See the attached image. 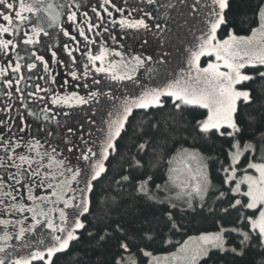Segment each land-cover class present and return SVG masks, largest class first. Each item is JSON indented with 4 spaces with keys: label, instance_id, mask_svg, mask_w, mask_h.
<instances>
[{
    "label": "snow or ice",
    "instance_id": "obj_1",
    "mask_svg": "<svg viewBox=\"0 0 264 264\" xmlns=\"http://www.w3.org/2000/svg\"><path fill=\"white\" fill-rule=\"evenodd\" d=\"M181 5H183L181 11L202 9L206 14L198 18L201 35L194 39V47L190 49L187 78L177 79L164 87H146L137 73L143 69L145 74L155 73L159 78L160 72L157 68L163 66L168 55L163 51V46L166 44L165 36L170 31L164 25L169 21L158 18L159 8L162 7L167 12ZM89 6L91 12L83 11L81 19L83 6L78 0H68L67 4L59 5L52 3L51 0L47 3L46 0H19L18 8L10 0H0V57L4 60L0 63V87L9 100L15 98L14 92L20 94V107L24 109V112L17 109L15 127L12 126V119L9 118L10 113L7 111L12 105H6L5 115L0 116V172L3 173L0 174V217L15 218L0 219V228L3 229V235H0V264H32L33 261L53 264L55 255L69 250L71 243L80 239L78 235L80 230L86 228L83 218L92 214L91 193L94 191V182L106 172L105 162L110 155L117 152L116 141L125 130L129 118L134 115V110H143L147 114L150 109L165 107L167 101H171L178 110L184 106L207 109V117L196 124L199 133L208 136L218 134L219 137L230 140L227 156L221 163L223 182L229 187L234 183L235 186L231 187L233 197L236 195L247 197V203H242V199H234V202L230 200L228 207L223 208L222 212L226 215L230 210L238 207L258 212V215L253 212L252 215L242 216L238 227L230 230L221 227L216 234L199 237L200 246L193 252L188 264H196L199 258L208 255L210 249H216L224 255L231 253L233 256L243 257L246 250L255 247L259 249L257 254L264 256V163L248 164L249 169H255L259 173L258 177L245 175L241 180L236 179L241 158L249 151L254 152L257 145L242 144L244 129L238 122L239 104L247 106L252 97L250 90H237L235 87L257 78L264 80V0H258L256 16L259 24L258 27L251 28V36H237L229 32L224 39H218L217 33L218 29L226 24L229 0H211V4L204 0L203 5L202 0H195L192 7H189L188 0H174V2L167 0L166 3H162V0H95L94 4L93 0H89ZM115 14H119V19ZM62 15H66L67 25L62 23ZM32 17L36 19L33 20ZM92 17L95 19L93 20ZM105 20L113 26H119L124 31V35L131 38V45L122 46L124 51L110 52L103 42L100 43L99 52L94 51L92 46L96 45L97 41L90 39L88 33L94 29L97 36L100 35V29L109 32ZM25 22L32 26L23 31L21 39V26ZM188 23L191 26L192 21ZM85 24L87 28L84 27ZM206 24L208 28L205 32ZM45 25L47 28L57 27L68 41H78V37L82 38L83 50L79 46L70 48L68 43L63 44L66 55L71 58L70 64L58 59L57 51L50 45L47 51L51 55V64L68 68L73 81L82 80L77 87L87 90L86 94L81 95L73 91L61 96L38 82L32 83L34 76L38 80H45L46 83H55V78L51 77L49 60L38 50L42 42L41 38L49 36ZM76 32L78 36L74 34ZM110 38L114 43L116 42V37L110 36ZM154 40L162 45L158 49L162 56L147 51ZM136 44H139V48L135 47ZM21 45L24 46L23 54L18 51ZM75 52H80V59L74 55ZM204 56H214L215 62H209L206 67L201 68L199 62ZM116 57L119 59H115ZM154 65L156 67H153ZM40 66L48 75H38ZM249 69L251 72L247 71ZM193 72L195 75L192 74ZM149 79L152 80V75H149ZM152 82L155 83V80ZM21 84L24 87H21ZM65 84H68V81H65ZM118 88L126 89L127 95L123 98V114L114 122L116 125L114 131L109 133L99 153L88 146L87 141H84V148L80 149L79 159L87 164L90 171L86 172L83 168H66V172L72 174V179L79 178L82 184L79 188V198L75 194L69 196L63 191H56V185L48 182L49 174L41 173L44 158L48 157L51 160V155L47 150L41 151L44 145L40 140L25 143L23 137L18 135L25 131L22 126L27 118L25 113L27 116L35 115L34 108L42 104L44 119L48 120L50 105L58 106L63 110L76 109L89 104L102 106L112 102L115 107V90ZM137 88L142 89L139 96L135 94ZM27 100H30V103H25ZM63 115L70 117L71 112L64 111ZM111 115L112 113L109 112V116ZM51 119L56 120V117L52 116ZM68 131L72 132V129L69 128ZM258 144L264 145V133L261 134ZM65 146L67 147V144ZM146 147V143H139L138 152L145 151ZM67 150L73 151L71 147ZM56 151V148H52L53 154ZM191 159L201 161L202 157L198 153H192ZM140 167H142L140 160L134 157L130 168ZM171 172L175 173L176 170L173 169ZM130 177L131 173L123 176L118 183L131 182ZM151 180V176L140 179L135 191L139 194L138 199L154 204L160 202L161 186L157 185V191L153 192L150 187ZM167 183L178 189L175 199L168 198L172 208L176 207V200L185 197L189 207L192 206L191 201L195 198H200L203 204V196L208 189V181L205 177H199L197 183L191 186V191H188V185L183 184L182 181L178 183L175 175H170ZM243 183L248 186L246 192L240 190ZM33 187H48L54 190L51 197L37 196L32 193ZM21 189L28 193L26 199H18L16 193ZM168 190L172 191V188ZM72 191L75 193L76 190ZM224 197L225 192L221 191L218 200ZM258 205L261 207L258 208ZM67 209H72L71 214L66 211ZM57 219L59 224L56 223ZM70 219L72 223L69 228L66 225ZM173 220L174 216L169 214L167 221L172 228H176L177 225L172 223ZM112 223H115L116 227L111 228L110 231L105 230L100 235V240H107L120 233V239L125 241L120 244V248L127 252L129 250L127 230L115 221H110V225ZM17 225H19L18 230L10 234L8 229L16 228ZM229 231L235 233L238 240V244L231 249L226 247L224 240L225 233ZM26 234H32L33 238L42 235L43 238L38 239L36 250L32 251L27 259H22L13 255L14 249L9 251L12 245L8 244V241L12 239L21 241ZM97 234L99 233L89 232L90 237ZM116 264H123L122 259ZM261 264H264V261H261Z\"/></svg>",
    "mask_w": 264,
    "mask_h": 264
},
{
    "label": "trees",
    "instance_id": "obj_2",
    "mask_svg": "<svg viewBox=\"0 0 264 264\" xmlns=\"http://www.w3.org/2000/svg\"><path fill=\"white\" fill-rule=\"evenodd\" d=\"M258 0H229L226 9V24L218 29L217 38L224 39L229 32L235 35L251 33L252 27L259 24L256 16ZM204 63V61H203ZM251 72V69L247 70ZM240 89L251 91V102L244 106L239 104L238 122L244 129L242 144H256L254 152L249 151L241 158L236 178L244 173H254L248 168L249 163L264 161V145L258 144L264 133V80L259 78L237 85ZM239 103V102H238ZM207 109L198 106H184L176 109L171 101H167L161 109H150L147 114L143 110H134L125 130L117 139V152L110 155L105 162L106 172L94 182L91 193V215H86V228L80 230V239L73 241L69 250L53 257V264H116L122 259L123 264H149L150 257L158 254L172 253L182 246L189 237L207 232H219L221 227L232 229L238 227L244 215H258L256 210L238 207L228 214L222 212L228 207L230 200L247 197H233L231 187L224 184L221 163L228 153V138L217 135L200 134L196 124L207 117ZM146 143V150L138 152V144ZM198 153L205 164L206 176L209 180L207 193L191 201L189 207L185 201L176 200L172 208L169 197V170L172 158L180 151ZM140 160L142 167L132 169L133 158ZM131 173V182L119 184L123 176ZM152 177L150 187L153 192L160 185L159 201L145 203L138 199L135 186L140 179ZM225 197L218 200L219 193ZM241 192H246L243 184ZM174 199V198H173ZM174 216L172 228L167 216ZM115 221L128 232L129 250L120 248L125 241L120 233L101 241L100 235L105 230L116 227ZM247 230V229H245ZM89 232L99 233L92 237ZM226 247L231 249L238 244L236 234L229 231L224 235ZM255 245V241H253ZM258 248H249L243 257L224 255L216 249H210L208 255L201 257L197 264H261L264 256L257 254ZM32 264H43L33 261Z\"/></svg>",
    "mask_w": 264,
    "mask_h": 264
},
{
    "label": "rangeland",
    "instance_id": "obj_3",
    "mask_svg": "<svg viewBox=\"0 0 264 264\" xmlns=\"http://www.w3.org/2000/svg\"><path fill=\"white\" fill-rule=\"evenodd\" d=\"M204 0H202V5ZM207 3L211 4V0H207ZM189 7L194 6L195 0H188ZM183 5L176 7L175 16H174V29L183 40L177 39V37L170 35L169 32L165 36L166 44L163 46V51L168 55L165 59V63L162 68V75L159 78H155V83L150 82L149 87H164L169 83H173L177 79L187 78L188 74V58L190 55V49L194 47V39L201 35L200 33V21L199 17L206 15L201 10L189 11L188 9H184ZM189 21H192L191 26L189 25ZM258 27V26H257ZM208 25H205V32L207 31ZM124 33V32H123ZM252 33L246 35H237V36H245L249 37ZM110 36L116 37V43L120 46L123 45H131L132 40L130 37L125 36L124 34H119L116 29L109 30L102 35L101 40L104 41L107 48H109L110 52L113 50L114 46L112 45L113 40ZM227 38V37H225ZM136 48H139V44L135 45ZM162 45L157 41H153L152 45L147 49L148 52L153 54H158L162 56V53L158 52V49L161 48ZM122 51L125 49L121 47ZM115 50V49H114ZM110 56V54H109ZM62 60L65 64H70L71 59L66 56H62ZM204 61V63H203ZM209 62H215V57L204 56L201 57L199 62L200 67L204 68L207 66ZM156 67V66H155ZM160 67H158L159 69ZM69 70L68 68H65ZM222 71H226V69H221ZM60 76H65L64 70H59ZM161 74V73H160ZM195 75V72L192 73ZM145 86H147L145 84ZM237 90H245L240 89L238 86H235ZM142 89L137 88L135 90L136 96H139ZM127 95V90L122 88L120 92H115V107H113L112 102H107L102 106H97L95 104L84 105L79 108L73 109L70 119L67 122V131L69 128L72 129V132L68 133L73 138V151L69 152L68 147H64L62 151V163L58 166H53L51 168L49 164L46 162V159L43 160L44 167L41 168V173L52 171L51 183L56 185V191H63L67 195L71 196L75 194L77 198H79V188L82 187V184L73 187L75 180L72 179V174L66 172V168H83L84 171L88 172L90 169L87 164L79 159L80 157V149L84 148V141H87L88 146L93 147V149L99 153L101 146L104 142L107 141L108 135L111 131L115 129V121H117L120 116L123 114V98ZM208 111V110H207ZM109 112L112 113L109 116ZM46 150L43 148L42 151ZM195 153L193 151L180 150L171 160L169 177L170 175H175L177 177V182H183V184L188 185V191H191V186L197 183L199 177L203 176L207 179L208 185L209 180L206 176L205 164L203 160L195 161L191 159V154ZM69 163L70 167L64 161ZM61 162V161H60ZM253 163H264V161L253 162ZM54 167L56 168L54 173ZM193 167V169L191 168ZM175 169L176 172L172 173L171 170ZM254 173H244L240 178H236L237 180H241L245 175L258 177L259 173L253 169ZM55 178L52 179V177ZM169 181V180H168ZM50 182V180H49ZM169 188H172V196L175 199L177 195L178 189L170 184ZM246 186V191L248 190V186L246 183H243ZM241 184V187L242 185ZM72 189H75V193H73ZM54 189L51 188V193ZM241 190V189H240ZM72 191V192H71ZM54 199V198H53ZM187 197L184 199H179V201L186 202ZM187 203V202H186ZM62 207V205H60ZM261 207L258 205V208ZM69 214H71L72 209L66 210ZM58 216V214H57ZM59 224V220L56 221ZM72 220L70 219L67 223V227H71ZM63 226V225H62ZM46 231V230H45ZM218 232H207L202 233L196 236H191L187 239V241L180 246L177 250L172 253L166 254H158L156 256L150 257L149 264H188L189 258L192 256L193 252L200 246L199 237L204 235H212ZM43 238L42 235L37 236V239ZM50 243V237L47 238ZM38 242V240H37ZM37 248V243H36ZM36 250V249H35ZM34 251V249H28L24 252L19 258L27 259L30 253ZM200 259V258H199ZM198 259V260H199ZM197 260V261H198ZM196 261V264H197Z\"/></svg>",
    "mask_w": 264,
    "mask_h": 264
},
{
    "label": "flooded vegetation",
    "instance_id": "obj_4",
    "mask_svg": "<svg viewBox=\"0 0 264 264\" xmlns=\"http://www.w3.org/2000/svg\"><path fill=\"white\" fill-rule=\"evenodd\" d=\"M10 2L14 3L17 8H18V4H19V0H10ZM48 2V0H46V3ZM52 3L54 4H67L68 0H51ZM78 2L83 6L81 8V19L82 17V13L83 11H88L89 13L91 12V7L89 6V0H78ZM167 0H162V3H166ZM174 2V0H173ZM95 3V0H93V4ZM159 7V6H157ZM61 11H65L63 9H61ZM175 9H169L167 10V12H165L164 8L160 7L159 8V16L158 18L161 20L164 19H168V24L164 25L165 28L170 29L169 34L173 35L175 37H177V39L179 40H183V38L180 36V34H178L176 32V30L174 29V16H175ZM25 15H30L28 13H25ZM117 19H119V14H115ZM14 16V14H13ZM33 20H35V17H32ZM92 19L94 20L95 17H92ZM61 21L63 24L67 25V20H66V15H62L61 16ZM96 23H100V21H95ZM6 23V22H5ZM104 23L106 24V26L109 27V30H114L116 29L117 32L119 34H124L123 30H121L119 28V26H113L111 24H109L107 22V20L104 21ZM31 24H29L28 22H25L22 26H21V33H20V38H23V31L26 29H30L31 28ZM73 28L75 26H72ZM85 28H87V25H84ZM46 30L49 32V36L48 37H42L41 40V45L38 46V50L40 54H44L45 58L47 60H49L50 62V67H51V77L55 78V83L53 84H49L46 83L45 80L43 79H37V77H33V81L32 83L38 82L40 85H42L45 88H50L51 90H53L55 93L63 96L65 93H71L73 91L80 93L81 95L86 94L85 89H83L82 87H77V84H81V81H73L71 76L69 75V70L65 69V67L63 65H57V64H51V55L50 52L47 51V47L50 45L52 47L53 50L57 51V55H58V59L62 60V56H66V53L64 51L63 48V44L64 43H68V46L70 48H75L77 46H79L82 50L84 49V43L82 41V38L78 37V41H68V39L66 37H63L62 34L59 32V29L57 27H53V28H47V26L45 25ZM100 35L97 36L95 35L96 30L94 29L92 32L88 33V36L90 39H94L97 41V44L92 46L94 51L96 53L99 52V46L100 43L104 41L101 40V37L104 33L103 29H100ZM78 36V32L74 33ZM105 45V43H104ZM112 45H117L113 47V50H120L122 51L120 45H118L116 42ZM23 45L20 46V48L18 49V51H21V54H23L22 49H23ZM106 47V45H105ZM74 55L80 59V52H75ZM111 55L109 56V59H111ZM34 59V58H33ZM71 59V58H70ZM115 59H119L118 57H116ZM4 60L2 57H0V63H3ZM65 63V62H64ZM155 67V65L153 66ZM59 70H64L65 71V76L62 77L60 76V71ZM72 70H76L75 68H72ZM80 71H82V68L80 69ZM157 71L160 72V76L162 75V71L163 68L160 67L159 69L157 68ZM79 74V73H78ZM38 75H48L46 73L43 72V68L42 66H40L39 70H38ZM137 75L140 78V81H142L144 83V85L146 84V87H149V84H152L150 82H152L156 77L155 73H150V74H145L144 70H140V72L137 73ZM149 75H152V80L149 79ZM159 76V77H160ZM65 81H68V84H65ZM89 83H91V81H89ZM21 87H24L23 84L20 85ZM29 86H31V83L29 84ZM150 88V87H149ZM122 88H118L115 90V92H120ZM14 92V89L12 90ZM19 95L20 94H16L14 92V99L9 100L5 95H4V90L2 87H0V116H4L5 115V108L6 105H12V107L10 109H8L7 111L10 113V117L12 119V126L15 127L16 125V115H17V109L19 108V110L21 112H24V109L22 107H20V102H19ZM50 98V97H49ZM25 103H30V100L25 101ZM51 111L49 113H47V115L49 116L48 120L44 119V115L45 113L42 111L43 109V105H38L34 108V112L35 115L33 116H27V113H25L26 115V120H25V124L22 125L25 128V131L23 133H18V135H20L21 137H23V140L25 143L28 142H32L34 140H40V142L44 145V148H46L47 152L51 155V160L48 159V157H45L46 162L49 164V166L51 168H53V166H58L63 160H62V151L64 147H66L65 145L67 144V147H72L73 145V138L70 136V134L67 131V122L68 119H70V117H65L63 115L64 111H70L71 114L73 112V109H67L64 108L63 110H61L60 107L58 106H52L50 105ZM55 116L56 120H52L51 117ZM57 121H59V123H57ZM7 122V119H6ZM69 141L71 143H69ZM52 148H56L57 151L56 153H52ZM43 149H41L42 151ZM43 152V151H42ZM64 152V150H63ZM61 161V162H60ZM66 162V160H64ZM68 164V166L73 167L71 165H69L68 162H66ZM56 168L54 167V173H55ZM0 174H3L2 172H0ZM43 174V173H42ZM49 174V180L51 183V176H52V171L48 172ZM55 178V176L52 177V179ZM49 182V181H48ZM80 183L79 178L75 179V182L73 184V187L78 185ZM73 190V189H72ZM72 192V191H71ZM32 193L34 195L37 196H49L51 197V188L48 187H33L32 189ZM27 192L24 191L23 189H21L20 191H18L16 193L18 199L20 198H24L26 199L27 197ZM30 203V202H29ZM0 219H15L14 217H0ZM19 228V225L16 226V228H12L10 227L8 229L10 234H14ZM0 235H3V229L0 228ZM37 237L33 238L32 234H26V236L21 240V241H16L15 239L9 240L8 244L12 245V249H9V251H13L14 249V256H18L20 257L24 252H26L28 249H36V243H37Z\"/></svg>",
    "mask_w": 264,
    "mask_h": 264
},
{
    "label": "water",
    "instance_id": "obj_5",
    "mask_svg": "<svg viewBox=\"0 0 264 264\" xmlns=\"http://www.w3.org/2000/svg\"><path fill=\"white\" fill-rule=\"evenodd\" d=\"M193 169V167H191Z\"/></svg>",
    "mask_w": 264,
    "mask_h": 264
}]
</instances>
